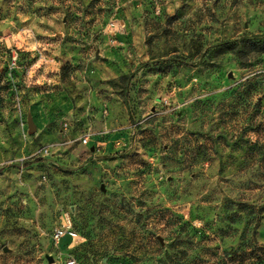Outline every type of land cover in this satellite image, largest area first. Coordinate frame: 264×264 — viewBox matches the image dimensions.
<instances>
[{
    "label": "rangeland",
    "instance_id": "rangeland-1",
    "mask_svg": "<svg viewBox=\"0 0 264 264\" xmlns=\"http://www.w3.org/2000/svg\"><path fill=\"white\" fill-rule=\"evenodd\" d=\"M71 259L264 264V0H0V264Z\"/></svg>",
    "mask_w": 264,
    "mask_h": 264
},
{
    "label": "built area",
    "instance_id": "built-area-1",
    "mask_svg": "<svg viewBox=\"0 0 264 264\" xmlns=\"http://www.w3.org/2000/svg\"><path fill=\"white\" fill-rule=\"evenodd\" d=\"M63 236H68L70 238H75L77 236V233L73 229L71 219L67 214L61 217L60 225L53 229L51 239L57 243ZM68 264H74V260H68Z\"/></svg>",
    "mask_w": 264,
    "mask_h": 264
},
{
    "label": "water",
    "instance_id": "water-1",
    "mask_svg": "<svg viewBox=\"0 0 264 264\" xmlns=\"http://www.w3.org/2000/svg\"><path fill=\"white\" fill-rule=\"evenodd\" d=\"M29 132H33L35 130V126L31 119L28 120Z\"/></svg>",
    "mask_w": 264,
    "mask_h": 264
},
{
    "label": "trees",
    "instance_id": "trees-1",
    "mask_svg": "<svg viewBox=\"0 0 264 264\" xmlns=\"http://www.w3.org/2000/svg\"><path fill=\"white\" fill-rule=\"evenodd\" d=\"M259 248H262L263 246H258Z\"/></svg>",
    "mask_w": 264,
    "mask_h": 264
}]
</instances>
